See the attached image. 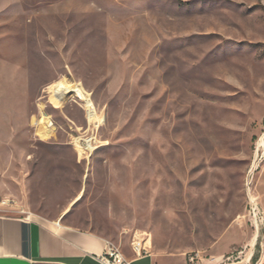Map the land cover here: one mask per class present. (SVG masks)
Wrapping results in <instances>:
<instances>
[{"label":"rangeland","instance_id":"obj_1","mask_svg":"<svg viewBox=\"0 0 264 264\" xmlns=\"http://www.w3.org/2000/svg\"><path fill=\"white\" fill-rule=\"evenodd\" d=\"M4 200L157 264H264V0H0Z\"/></svg>","mask_w":264,"mask_h":264},{"label":"crops","instance_id":"obj_2","mask_svg":"<svg viewBox=\"0 0 264 264\" xmlns=\"http://www.w3.org/2000/svg\"><path fill=\"white\" fill-rule=\"evenodd\" d=\"M109 243L91 231L0 207V264H105L98 255ZM124 254L132 264H157L152 254L136 256L132 248Z\"/></svg>","mask_w":264,"mask_h":264},{"label":"bare ground","instance_id":"obj_3","mask_svg":"<svg viewBox=\"0 0 264 264\" xmlns=\"http://www.w3.org/2000/svg\"><path fill=\"white\" fill-rule=\"evenodd\" d=\"M52 88H53L54 94L61 101L67 100L68 97L73 93L75 96H77L79 99H81L84 102L86 110L89 114L91 115L95 114V106L93 104V101L89 93H87V91L84 89V87L81 84L79 83L69 84L65 82H58V83H55L52 86ZM93 140H94L93 137L84 138L82 139V144L84 147L88 149H93L94 144H95Z\"/></svg>","mask_w":264,"mask_h":264},{"label":"built area","instance_id":"obj_4","mask_svg":"<svg viewBox=\"0 0 264 264\" xmlns=\"http://www.w3.org/2000/svg\"><path fill=\"white\" fill-rule=\"evenodd\" d=\"M0 205L3 207L8 205V203L4 200L0 202ZM132 249L136 256L150 254L146 244L139 240L132 243ZM197 256L198 254H191L190 260L193 261ZM98 258L105 264H132V259L127 257L121 248L112 243H109L106 251L98 255Z\"/></svg>","mask_w":264,"mask_h":264}]
</instances>
